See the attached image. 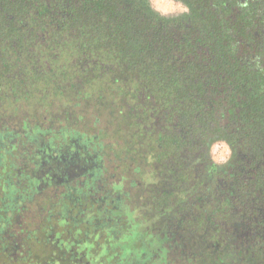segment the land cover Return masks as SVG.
Returning a JSON list of instances; mask_svg holds the SVG:
<instances>
[{
	"label": "trees",
	"instance_id": "1",
	"mask_svg": "<svg viewBox=\"0 0 264 264\" xmlns=\"http://www.w3.org/2000/svg\"><path fill=\"white\" fill-rule=\"evenodd\" d=\"M186 3L189 14L162 19L146 0H0V160L23 117L39 130L31 145L44 142L25 156L23 188L39 185L32 172L47 145L91 139L77 127L80 102H99L121 141L101 150L121 164L117 194L47 195L41 205L59 216L35 229L46 228V249L25 234L12 258L0 238V264H79L123 241L179 264H264V0ZM215 138L233 149L223 167L205 154Z\"/></svg>",
	"mask_w": 264,
	"mask_h": 264
},
{
	"label": "rangeland",
	"instance_id": "2",
	"mask_svg": "<svg viewBox=\"0 0 264 264\" xmlns=\"http://www.w3.org/2000/svg\"><path fill=\"white\" fill-rule=\"evenodd\" d=\"M93 101L96 107L89 103L84 105V102H80L77 104V108H79L78 112L80 113L82 118L77 123V127L79 129L78 128L76 129L78 130L86 129L87 130L86 134L89 132L88 135L91 136V139H87V140L85 139L80 142L78 140H74V137L71 136L69 141L59 140L58 141L59 144L56 143L57 149H60L61 152H62L61 148H63L62 146H65V145H68V147L76 146L77 149L81 151L85 149V151L90 154L89 155L90 157L88 160L87 158L84 159V160H87L86 163L89 162L90 160L93 162L96 160V163L102 161V164H103L102 176H99L93 182H91L88 190L85 189V184L89 178L88 172H92V171L89 169L84 170L83 171L84 176H79L80 173L77 174V170H78L77 167L78 165H81L80 160H78V156H80L81 154L80 153L75 154V155L71 154L70 156H68L67 154L66 155L61 154L62 155L61 156L59 155L60 151H57L55 156L54 154H52L51 158H53V161L51 158L46 159V161L48 160L50 161H48V164L46 163L45 164L47 166L48 165L51 166V164H55L59 166L58 164L60 163L61 165L59 167L66 165V169H67L66 173L59 174L58 171H55L53 175V180L49 183V185L39 184L38 188L36 187H32L28 189L26 188L27 190L26 191L23 188V185H25V181L23 179V176L21 175H24L26 172H29L31 168L29 167V164H27V162L24 160L25 156L30 155L33 149L35 148H36L35 151L39 152L38 148H41V144H43L44 142L37 141V139L34 138L32 142L33 144L36 143L37 147H34V145H31L30 138H32L33 135H37L39 130L35 126V123H33L30 120H27V117H23L24 119H21L22 123L20 122L19 128L23 131H19V134H20L19 137L16 136V134L11 133L16 138H13L14 137L13 136L12 137L13 139H11L10 141H6L7 143L9 142L11 144L8 146V149L6 151H3V156L1 155L0 163L2 167L0 168V172L1 173L2 171L7 172V174H3L4 177L15 176V181H17V195H19L20 197L23 195L24 197L22 203L20 204L19 203L17 204L16 201L13 202V204L12 203L4 204V205H8L7 207L8 209H10L9 207H12V206H14L13 209H15V207H22V206L24 207V211H22L23 213L20 217L14 215L9 221V225L10 224L12 225V229H10V232L13 231L19 234L14 237L16 239L15 242L19 243V241H22V238L28 235V237L30 238V241L35 243L34 244L35 247L46 249V245H47L46 242H48L47 235H46V228L43 226L40 232H37V230L35 229H38V228L40 229L39 223L42 222L43 219L45 218H49V221L54 222L55 217L57 218L59 216V211L58 209H53L50 205H45V207H43L41 205V202L43 201V199L47 198V195H54V193H58L57 196H61V191L63 190L65 186L64 185L65 182H69L71 186L75 187L74 188L75 190L81 187L84 188V190L88 191V193H92L95 198H96V195L103 194L102 192H104L105 190L113 192L110 188V185L114 181H117L118 179L117 172L119 173V171H121L120 170L121 164L119 163L117 158L114 157L113 151L108 154H103L101 150H102V147L106 146L107 144H110V143L117 144L116 142H121V141H116V139L113 137L114 135L113 127L112 125L107 124V121L105 119V115H104V112L102 111L100 103L97 102L96 100H93ZM55 109H56V104H54V106L52 107V110H55ZM113 119L114 121L112 122V124L117 129L120 128L116 115H115V118L113 117ZM56 125L57 124L54 123L52 127H56ZM119 133H120V130H119ZM98 134H100L101 138H99L97 141L92 140L93 139L92 135L97 136ZM21 135H23L24 138L21 139ZM215 140H222V139L215 138L208 142L207 144L208 156H209L208 145L212 141H215ZM2 144H3L2 147L6 145V143H2ZM38 144H40V146H38ZM113 148H115V145L113 146ZM96 151L101 152L99 157H96L97 156ZM132 152H134V145L128 147L126 154L130 153L132 158H134V155ZM8 153L12 155V158L7 155ZM232 156H233V149L231 148V156L227 163L218 164L214 162L210 156L209 158L217 166L223 167L231 161ZM68 165H70L69 168H68ZM73 165H75L76 167L75 169L72 168ZM45 167H43L41 170H44ZM17 169L21 172V174L20 172H17ZM11 170L13 171L11 172ZM40 174H41V171L35 172L36 176ZM143 179L144 178H142L141 181ZM43 181L47 182V180L45 179ZM131 188L132 187H130V189ZM113 193L117 194V192H113ZM147 196H148L147 204L149 205H146V206L150 208V206H152V196L154 195L151 194L149 196L148 194ZM72 202L73 200L71 198L70 203ZM127 214L129 216L128 218L131 219V213L130 214L127 213ZM70 215H71L70 218L73 220L81 216L82 214L80 212H77V213H72ZM19 224H21V227H18ZM52 229H54L53 231H58L59 228H57L56 225L55 226L53 225ZM131 229L134 231L135 226L132 225ZM22 230H24L25 232H23ZM132 230H131V233H132ZM8 234H9L8 231H6L3 234L4 238L2 234L0 235L2 243H4V246H2V248L7 251V256H12V258H16V257L21 258L22 254H24V252L26 251L25 249L21 248L19 252L16 253L15 246L9 245L8 247H5L6 243L4 239L5 238L7 239ZM49 235L53 236V233L49 232ZM129 237L134 238V235L131 234ZM122 238L123 240H125L127 236L123 235ZM65 245H68V244H65ZM101 245H102L101 249L98 251V253L94 254L93 256L91 254H87L86 256H84L82 261H79V264H127V261L129 258L126 254L128 252H131V255H132L130 264H179L174 260L168 261L167 256H166V251L164 249L159 252L158 257L153 258L152 255L149 254V252L147 251L149 247L145 249L141 245H135V247L132 248V245L129 241H123L122 243L117 244L119 246V249L114 247V245L112 244L108 249H106L104 242ZM86 246H88V244H86ZM11 247H14V250L11 249ZM151 247L155 248L156 244H153ZM72 249L75 250L74 247H72ZM20 251L23 252L21 255H19ZM190 253L193 254L194 256L197 255V258H199L198 252L193 251ZM46 256H47V253H41V250H40V253H39V257L41 258L40 260L44 261L46 259L45 258ZM0 257H3V256L0 254ZM187 258L191 259L190 256H188Z\"/></svg>",
	"mask_w": 264,
	"mask_h": 264
},
{
	"label": "flooded vegetation",
	"instance_id": "3",
	"mask_svg": "<svg viewBox=\"0 0 264 264\" xmlns=\"http://www.w3.org/2000/svg\"><path fill=\"white\" fill-rule=\"evenodd\" d=\"M69 140H70V137L68 138V141ZM74 140H78L79 141V139H76V138H74ZM62 147H63V148H61L62 152H61L60 149H57L55 147V145H53V149L50 148L49 145H47V150L49 151V153H47V152L45 153L44 149L41 150L42 157L40 158L39 161H36V164H38L37 172L41 171V174L36 176L35 172L34 171L32 172V176H34L33 179H37L39 184H47V185H49V183L53 180V175H54L55 171H58L59 174L66 173V170H67L66 169V165L62 166V167H59L61 165L60 163L58 164L59 166H57L55 164H51V166L50 165H48V166L46 165V164H48V161H50V160L46 161V159L51 158L52 154H54V156H55L57 151H60L59 155H61V154L62 155L65 154L66 155L67 154L68 156H70L71 154H73V155L79 154V153L81 154L80 156H78V160H80V162H81V165H78V167H77L78 170H79V171L77 170V174L80 173L79 176H84L83 175V171L86 170V169L87 170L89 169V170L92 171L93 169H97L99 167V165L96 163V160L94 162L90 160L89 162L86 163V161L90 157L89 156L90 154L88 152H86L85 149H83L81 151V150L77 149L76 146L68 147V145H65V146H62ZM51 150L53 151V153L51 152ZM205 154L209 158L208 152H207V145L205 146ZM86 158H87V160H84ZM51 159L53 161V158H51ZM69 166L70 165H68V168H69ZM43 167H45V169L41 170ZM57 168H59V169H57ZM72 168L75 169L76 168L75 165H73ZM4 174H7V172L4 173ZM88 175H89V178H88V181L85 184L86 187H87V183H89V185H90V183L93 182L97 178V176H94V172L93 171L92 172H88ZM6 177H4L3 174L0 175V202L2 204H4L7 200H11L13 198L12 196L14 195L15 196L14 201H16L17 204L18 203L20 204L21 202L18 201V199L20 197L17 195V181H15V176H9V177L6 176ZM9 179H11V180H9ZM44 179L47 180V182H44L43 181ZM64 185L65 186H64V188H63V190L61 192H64L66 194L65 195L66 199H64V200L68 201V199L69 200L71 199L70 198V197H72L71 196V192H73L72 189H74L75 187L71 186L69 184V182H65ZM9 187H11V189ZM35 187L38 188L39 185H37ZM87 190H88V188H87ZM84 193L85 194H89L90 196H93L92 193H88V191H86V190H84ZM57 194L58 193H54V195H57ZM21 200L23 201L22 197H21ZM4 206L6 207L5 209H0V212H1V214H0V228H2L1 234L3 235L6 231H8L9 234L7 236V239L6 238L4 239L5 243H6L5 247H8L9 245H13V246L16 247L15 248V252L18 253L19 250L21 248H23L24 244L22 243V241H19V243L15 242L16 239L14 237L19 235V234L16 233V232H13V231L10 232V229H12V225L11 224L9 225V221L11 220V218L14 215L20 217L22 215V213H23L22 211H24V207L23 206L22 207H15V209H13L14 206H12V207H9L10 209H8L7 208L8 205H4ZM63 207L67 211V205L65 203H64ZM18 227H21V224H19ZM3 238H4V235H3ZM11 249L14 250V247H11ZM21 252L22 251H20L19 255L22 254Z\"/></svg>",
	"mask_w": 264,
	"mask_h": 264
},
{
	"label": "clouds",
	"instance_id": "4",
	"mask_svg": "<svg viewBox=\"0 0 264 264\" xmlns=\"http://www.w3.org/2000/svg\"><path fill=\"white\" fill-rule=\"evenodd\" d=\"M147 6L156 16L162 19L176 18L190 13L186 0H146ZM209 156L218 163H227L231 148L227 141L215 140L208 145Z\"/></svg>",
	"mask_w": 264,
	"mask_h": 264
}]
</instances>
